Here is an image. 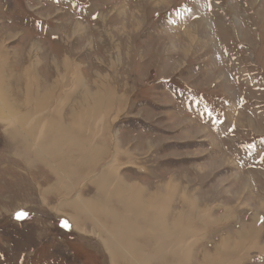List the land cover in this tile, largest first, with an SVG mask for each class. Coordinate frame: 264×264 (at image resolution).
<instances>
[{"label":"rangeland","instance_id":"374dc122","mask_svg":"<svg viewBox=\"0 0 264 264\" xmlns=\"http://www.w3.org/2000/svg\"><path fill=\"white\" fill-rule=\"evenodd\" d=\"M0 56L10 69L7 78H16L8 85L14 99L21 102L22 71L32 66L41 82L37 98L48 89L53 95L44 116L88 149L107 144L102 140L110 144L108 156L87 166L85 157L78 161L80 147L55 131L41 143L72 147L52 153L68 176L64 195L80 182L76 193L92 199L114 165L117 146L123 150L121 178L140 186L144 198L178 186L168 220L181 211L177 199L183 194L197 202L190 211L201 232L190 263L207 264L204 255H214L217 264H264V0H0ZM68 60L74 68L68 81L76 86L54 88ZM5 86L0 80L7 91ZM108 89L116 95L107 92L113 101L104 98L105 116L95 126L93 116L83 115L88 99H81ZM28 109L34 115L36 109ZM7 129L0 117V264H113L102 241L104 226L95 225V235L94 224L85 222L91 217L63 208L64 195L52 191L58 181L51 170L40 160L26 165L18 153L36 155ZM99 130L103 139L96 140L91 134ZM127 154L133 157H122ZM106 188L95 203L115 210L98 219L113 233L119 226L122 241L137 236L141 246L153 244L152 216L142 219L132 201L118 200ZM18 212L25 218L17 219ZM74 217L89 236L76 231ZM138 227L145 231L138 235ZM244 227L252 232L245 240L237 235ZM227 236L232 243L223 250L220 240Z\"/></svg>","mask_w":264,"mask_h":264},{"label":"bare ground","instance_id":"6f19581e","mask_svg":"<svg viewBox=\"0 0 264 264\" xmlns=\"http://www.w3.org/2000/svg\"><path fill=\"white\" fill-rule=\"evenodd\" d=\"M120 12H121V10H120ZM3 58L4 57L0 56V73H2V75L5 76V78H3L2 75H0V80L5 81V83H6L5 87H6L7 91H5L3 88L0 87V117L3 119L5 125L8 127V129H7L8 134L11 133L10 135L14 134L16 136L21 137L23 139L25 148L27 150H31V152L34 155H36V157L33 155L26 157L25 155L23 156L22 154L18 153V155L22 156L23 160L26 162V165H28L30 168H32L35 165H37V160L42 161L43 164H45V166L51 170L52 176L54 175V177L58 181V183L55 185L56 190L54 189L52 191H54V192L57 191V194H59L61 192L62 195H64L65 190L69 188L68 181H66L68 176L66 175L65 171L62 170L61 167L55 163L56 160L54 161V155H56L55 154L56 151H57V153H61L67 147H70V148H72V147L69 146L67 143H66L67 145H65L63 147H58V145H56L57 143L56 144L54 143L55 145L53 144V146L50 144L48 145L47 143L42 145L41 143H43L45 140L49 139V135L52 132L54 134V131H55V133L60 134V137H59L60 140H64L67 142L72 141V142H74L73 144L75 146L80 147L79 150L83 153V155L79 156L80 158L78 159V161H80L81 158H83V162H85L84 161V157H85L86 158L85 163L87 164V166L88 165L93 166L94 164H97L98 161H101L106 156H108L109 155L108 154V148L110 147V144L108 143L107 140L106 141L102 140V142H101L103 144L106 142L107 144H105V145H102L98 142H95V143L100 144V145L97 146L95 144V145L90 146L89 149L91 151H89L88 145L86 142H81L80 139H76L74 137H69L70 132H65L67 130L63 129L66 127L63 126L62 123L57 124L58 122H54L52 120L51 116H44V115H47V114H44L45 113L44 111H47V108H44V107H48V108H49V106L53 107V102L50 103L53 95L51 94V89H48L49 93H47V95L37 98L36 94L39 92V89L41 88V86H40L41 82L36 77H33V75H32V73H33L32 68L33 67L32 66L26 65L22 71V73H23L22 79L20 80L21 86L19 89L20 91H18V95L20 96L21 102H18L16 99H14L12 94L16 95L15 91L11 92L8 89V85L11 83H16V78L15 79L9 78L10 76L7 78V72L10 69H5L2 66V65H5V60ZM3 60H4V63L1 64L3 62ZM14 64H16V61L12 60L11 66H13ZM73 69L74 68H73L71 62H69V60H68L66 62V71L67 72L63 77L60 78V80L58 82H56V84L54 85V88L58 86V89L61 87H63L65 89V87L68 84H71L75 88L76 83H72V82L68 81V79H70L74 76V75L73 76L71 75L72 74L71 71ZM55 73H56V71H55ZM8 79H10V80H8ZM76 79H78L77 76L75 77V80ZM25 81H26V83H24ZM77 85L82 88L83 84L80 83V81H78ZM66 88H70V87L67 86ZM70 90H72V89L70 88ZM107 92L110 94L116 93L113 89H108V90H105L104 92H102L100 94L99 93L95 94V96H93L92 99H91L92 94L89 97H88V94H85L82 97L83 99H81L82 101H84V103L86 102V99H88L86 102L87 112H85L83 115L86 118H88V120L91 116H93V121L95 122V126H98V124H100L102 122V119H99V117L101 115H104V113L106 111L105 106H100L101 103L103 101H105L104 98H106V102L113 101L111 98L114 97V95L112 96L110 94H107ZM8 94H9V98L11 99V101L9 100V98L7 99V97H6V96H8ZM68 96H70L67 99L69 101V99L72 97V95L69 94ZM48 100H50V101H48ZM90 100L93 102V106H92ZM65 104L66 103H64V105ZM59 106H60L59 109H62L63 105L61 102L59 103ZM28 107H33L36 109L34 111V115L30 114L31 110H29ZM47 112H49V111H47ZM104 116H103V118L107 117V116L106 117H104ZM44 118H47V119H44ZM80 120L81 121L83 120L82 117H80ZM80 120H78V118H77V123L80 122ZM44 122L47 125L45 128L41 129L42 124ZM78 127H81V126H78ZM96 133L91 134L94 139H96V140L103 139V137L101 138L98 134V133H100V130ZM55 137L57 138V135ZM8 139H10V137ZM51 139L52 138H50V140ZM14 140H15V138H14ZM18 140H20V139H18ZM62 143H64V142L62 141ZM14 144H15V142H14ZM83 146H85V147H83ZM119 146H120V144H119ZM114 148L118 149V151L116 152V158L114 159V165L113 164L108 165L107 166V172L103 175L102 179L100 178L99 182H97V187H96L97 191H95L97 194L94 195L92 199L86 200L85 198H83V196L80 197V193L79 194L76 193V190H77L76 186H78V184H80V182H77L76 184L74 183L72 186V189L71 188L69 189V193L67 195H64V197H62L63 199L60 200L61 204L66 205L63 208H66L67 206L68 207L73 206V208L75 209L74 210L75 212L73 214L74 216H76V215H77V217L82 216L83 218L91 217L92 218L91 220H85V222L89 221V223L92 222L94 224V227H95L94 232H97V233L93 232L95 235H97L99 233L96 229L97 224L104 226L103 231L108 236H106V240L104 239L102 241L106 244L105 247L108 248L111 252V261H113L111 263H113V264H118V263L119 264L120 263H122V264H163L162 262H164V264H192V263H190L191 262V253L193 251L192 245L198 242L199 235L201 232L200 230L197 229V226L199 225L198 219H195V218H197V214L191 213L192 210H196L195 206L197 205V202L194 201L193 197L191 198L190 196H185L183 194L181 198L177 199V201L179 202L178 204L181 205V207H180L181 211H179V213H177V215H175V217L173 219L169 218V220H168L167 213H168V211L171 210V207L175 204L176 198L178 197L177 196L178 186L174 185L175 187H172L173 186V184H172L171 187H170V185L160 187L158 189H160L161 191H156L150 198H148V197L144 198V194L141 191L140 186L128 185L125 182V180H127V179L121 178L120 169H121L122 165H121L120 160L122 158H121V156H118V155H121L122 154L121 151H123V150H121L117 146H114ZM52 153H54V155ZM56 156H59V155H56ZM113 157H115V154H113ZM122 157H127L130 160L133 156L131 155V157H130L127 154V155H123ZM59 158H61V157H59ZM61 160L63 161V159H61ZM30 163H32V164L30 165ZM85 163H83V164H85ZM83 164H82V166H83ZM89 173H91L90 170H89ZM86 177L90 178V176H88V175ZM92 182H95V180H93ZM105 186H107L106 189L108 190V192L112 196H113V194L115 195L116 199L132 201L135 204V206L138 208L142 219H144L148 214H150L152 216V222L150 224V227L148 228V231L152 235L155 236L153 244H151L150 246H147V247L141 246L139 244L138 239H136L137 236L135 238H127L126 240L122 241L123 239L122 240L120 239L121 238L120 234L123 232H121V229L119 226H116L114 228L115 232L113 233L110 230H108L105 222H101L98 219V218L107 217L108 215L114 213L113 210H115L112 207H107L106 205H101V204H99V202L97 204L95 203L96 200L100 199L99 198L100 197V191ZM184 189L186 191V188H184ZM162 193L167 194V195H163ZM127 197H129V198H127ZM115 208H116V206H115ZM188 208H189V210H186ZM190 208H191V211H190ZM99 209H101V212H99ZM130 215H131L130 211H127L126 216H130ZM204 216L207 217L208 214L204 213L203 217ZM77 217H74V219ZM207 218H209V217H207ZM131 219L132 218H130L129 221L132 222ZM72 221L74 222V225H75L74 228L76 229V231L79 232L80 230H82V231H80L82 234L89 236V233H87L88 232L87 230H89V229L84 231L82 229V228H84L83 224H81L79 220L75 219ZM107 221H108V219H107ZM121 221H123V220H121ZM124 221H126V220H124ZM139 224H141V223H139ZM126 225L128 226V224H126ZM206 225H208V224L206 223ZM250 227L253 228L252 225ZM135 228H136V226H135ZM203 229H204V227H203ZM142 231H145V230H143V229L141 230V228L138 227L137 234L138 235L141 234ZM249 233L251 234L252 232L248 228L244 227L242 230L240 229V231L237 233V235L240 238H243V240H245V237ZM133 234H136V233H133ZM125 235H127V234H125ZM100 236H101V234H100ZM140 238H142V237H140ZM187 239H189V240L193 239V241L191 243H190V241L186 242L185 240H187ZM220 241H221V246H222L223 250L228 249L229 245L232 243L229 236H227V238L224 237V239H222ZM204 256L207 258V261H206V262H208L207 264H217V260L214 257V255H212V256L204 255ZM164 257H165V259H163ZM170 258H172V261H170ZM162 259H163V261H160Z\"/></svg>","mask_w":264,"mask_h":264},{"label":"snow or ice","instance_id":"6c2138e0","mask_svg":"<svg viewBox=\"0 0 264 264\" xmlns=\"http://www.w3.org/2000/svg\"><path fill=\"white\" fill-rule=\"evenodd\" d=\"M25 216H26V213H24V212H18V213L16 214L17 219H23V218H25ZM64 226H65V227H68L69 225L67 224V222H65V223H64Z\"/></svg>","mask_w":264,"mask_h":264}]
</instances>
